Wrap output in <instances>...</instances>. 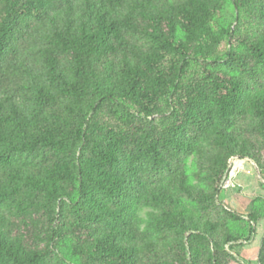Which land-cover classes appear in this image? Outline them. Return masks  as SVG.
<instances>
[{
  "label": "trees",
  "instance_id": "obj_1",
  "mask_svg": "<svg viewBox=\"0 0 264 264\" xmlns=\"http://www.w3.org/2000/svg\"><path fill=\"white\" fill-rule=\"evenodd\" d=\"M232 3L254 32L214 31L225 0H0V264L237 260L208 216L232 158L264 166V0ZM242 118L261 147L231 129Z\"/></svg>",
  "mask_w": 264,
  "mask_h": 264
},
{
  "label": "rangeland",
  "instance_id": "obj_2",
  "mask_svg": "<svg viewBox=\"0 0 264 264\" xmlns=\"http://www.w3.org/2000/svg\"><path fill=\"white\" fill-rule=\"evenodd\" d=\"M230 24L232 25V33H237V38L243 37L246 33L254 32L258 27V23L252 19L246 12L237 11L234 9L232 0H225L223 10L216 15L212 27L215 32H219L221 28H227ZM32 22H26L22 25V30L26 27H32ZM238 46V43L234 44ZM228 40H224L221 46H219L212 57H224L229 49ZM200 63L192 61L187 72V79L201 78ZM162 108L165 113L156 116L153 120L158 128H162L166 124V120L169 114H167V107L165 103H162ZM95 125L97 127L108 123L117 128L120 126L112 119L101 114L96 118ZM250 120L248 118L237 119L231 126V129L235 131L238 137L243 139H249L258 147H261L260 138L256 135L250 134L246 128ZM198 155H191L187 159L184 169L189 179V183L193 186L202 187L207 189L208 186L203 182L202 176H199L198 171ZM262 163H264V156H262ZM232 160V159H231ZM230 160V161H231ZM250 160V159H249ZM252 161V160H250ZM254 164H253V163ZM247 162L244 164L245 171H241L235 181V187L224 190L217 196L218 206L213 213H210L208 219L211 220L218 227L219 237L223 236L224 233L229 232L234 234L239 241L229 244L226 246V251L230 255H233L237 260H228L227 264H258L259 256L262 248V240L264 238V166L260 169L258 164L254 161ZM230 166V162H229ZM257 166V167H256ZM25 167L35 168L33 163L29 161L25 162ZM249 171V172H248ZM151 179H159L156 175H151ZM220 208H225L229 211L237 213L242 217V220L232 221L230 220ZM259 212L262 219L254 224V234L249 239V217ZM72 242V239L59 243L60 249L68 247ZM231 246H234L230 249Z\"/></svg>",
  "mask_w": 264,
  "mask_h": 264
},
{
  "label": "built area",
  "instance_id": "obj_3",
  "mask_svg": "<svg viewBox=\"0 0 264 264\" xmlns=\"http://www.w3.org/2000/svg\"><path fill=\"white\" fill-rule=\"evenodd\" d=\"M247 162H249L247 159H242L240 157L232 158L229 166V174L222 182V189L228 190L235 187L237 176L241 171H245L244 164Z\"/></svg>",
  "mask_w": 264,
  "mask_h": 264
},
{
  "label": "water",
  "instance_id": "obj_4",
  "mask_svg": "<svg viewBox=\"0 0 264 264\" xmlns=\"http://www.w3.org/2000/svg\"><path fill=\"white\" fill-rule=\"evenodd\" d=\"M249 162H252V161H250L249 159H247ZM253 163V162H252ZM254 164V163H253ZM257 167V166H256ZM229 170H230V168H228V170H227V172H226V174H225V177H224V179L228 176V174H229Z\"/></svg>",
  "mask_w": 264,
  "mask_h": 264
}]
</instances>
